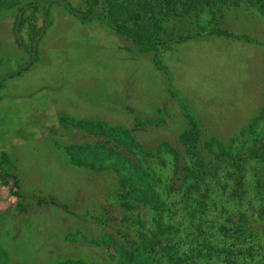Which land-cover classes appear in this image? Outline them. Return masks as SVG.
I'll use <instances>...</instances> for the list:
<instances>
[{
  "label": "rangeland",
  "instance_id": "rangeland-1",
  "mask_svg": "<svg viewBox=\"0 0 264 264\" xmlns=\"http://www.w3.org/2000/svg\"><path fill=\"white\" fill-rule=\"evenodd\" d=\"M66 1L89 8L87 0ZM18 12L0 10V264H122L110 241L123 244V214L136 215L123 205V174L153 170L162 192L184 156L185 165L214 169L212 191L224 199L231 164L248 153L238 171L243 187L264 180V16L255 8L161 16L158 37L185 39L148 51L59 4L49 14L23 8L19 46ZM212 26L229 36L206 35ZM187 113L207 142L193 155L178 139ZM141 211L152 227L153 208Z\"/></svg>",
  "mask_w": 264,
  "mask_h": 264
},
{
  "label": "trees",
  "instance_id": "trees-1",
  "mask_svg": "<svg viewBox=\"0 0 264 264\" xmlns=\"http://www.w3.org/2000/svg\"><path fill=\"white\" fill-rule=\"evenodd\" d=\"M22 1L0 0V10L19 6L12 28L19 46L18 25L22 10L27 5H34L49 14L50 8L59 4L82 22L101 21L111 30L131 38L143 51H148L150 47L164 48L174 41L185 39L180 35L176 37L178 40L158 37L159 18L167 14L174 17L177 14L211 11L215 16L222 17L234 9L253 7L264 16V0H106L107 10L103 6L104 0H87L89 8L84 12L73 8L66 0H37L25 4ZM48 27L47 23L38 30L35 46ZM201 27L204 29V26ZM207 29L206 35L229 36L228 32H222L217 27ZM33 50L35 58L36 47ZM157 66L161 68L158 62ZM172 95L177 96L176 93ZM186 117L189 118V127L179 134L178 139L186 152L193 155L195 148L204 150L207 142L201 140L204 133H201L194 118L188 113ZM105 136H110L109 132ZM122 144L128 152L133 151L134 139L124 129ZM247 156L248 153H243L240 157L242 162L238 158L231 164L229 175L233 177V185L224 199L212 191L217 182L214 180V169L210 170L209 165L203 162L193 165L195 167L185 165L181 162L184 156L175 159L172 176L160 189L162 192L155 190L157 176L153 170L145 169V172L127 176L123 174V187L126 189L123 191V205L127 210H135L136 215L130 218L128 213L123 214V221L127 224L123 230V244L118 239L110 241L120 247L118 252L122 264H264V180H256V188L255 185L250 186L248 191L243 187L247 181L239 172L245 168L243 160ZM262 159L264 162V156ZM129 163L127 167L123 166L124 170L129 169ZM254 168L257 169V165ZM145 204L155 211L152 227L146 226L142 216L141 207ZM211 208L215 210L210 211ZM62 264L82 263L68 261Z\"/></svg>",
  "mask_w": 264,
  "mask_h": 264
},
{
  "label": "crops",
  "instance_id": "crops-1",
  "mask_svg": "<svg viewBox=\"0 0 264 264\" xmlns=\"http://www.w3.org/2000/svg\"><path fill=\"white\" fill-rule=\"evenodd\" d=\"M114 31V30H113Z\"/></svg>",
  "mask_w": 264,
  "mask_h": 264
}]
</instances>
